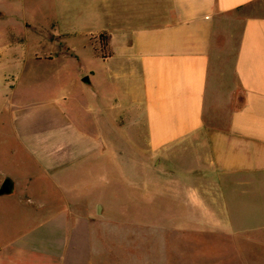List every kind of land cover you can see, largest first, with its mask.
Wrapping results in <instances>:
<instances>
[{
	"label": "crops",
	"instance_id": "0c3cea01",
	"mask_svg": "<svg viewBox=\"0 0 264 264\" xmlns=\"http://www.w3.org/2000/svg\"><path fill=\"white\" fill-rule=\"evenodd\" d=\"M100 5L104 23L85 39L92 36L97 43V34L106 32L111 55L100 58L86 45L102 67L80 74L78 80L88 85L79 94L80 112L68 110L70 96L33 110L13 101L15 139L50 181L81 158L115 151L121 138L140 140L145 156L164 164L162 182L174 189L177 219H224L228 229L219 234L264 236V0ZM66 35L74 36L72 29ZM10 57L0 63L15 62ZM14 76L18 83L20 72ZM76 116L103 136L77 129ZM122 124L128 133L118 131ZM31 177L23 182L8 176L7 195L32 190ZM61 194L19 202L28 225L0 241V264H168L157 253L162 246L154 253L153 227L138 223L146 217L121 227L104 206L95 212L79 196Z\"/></svg>",
	"mask_w": 264,
	"mask_h": 264
},
{
	"label": "rangeland",
	"instance_id": "374dc122",
	"mask_svg": "<svg viewBox=\"0 0 264 264\" xmlns=\"http://www.w3.org/2000/svg\"><path fill=\"white\" fill-rule=\"evenodd\" d=\"M100 1L0 0V58L17 57L15 62L0 63V185L8 176L23 182L26 176H32L35 182L30 191L0 196V241L27 227L20 201L27 196L59 199L63 193L66 197L79 196L84 204L95 206V212L99 205L104 206V213L120 219L121 227L131 222L126 220L146 217V223H138L153 227L154 253L157 245L162 246L157 253L163 254L168 264H264V236L219 234L218 230L228 229L224 219L194 222L176 218L180 206L171 194L174 189L162 182L167 176L164 164L158 162L159 157L150 161L145 156L142 141L121 138L115 141V151H105L103 157L102 153H93L81 158L50 181L13 136V110L9 109L13 101L33 110L49 100L70 96L73 98L68 110L75 115L80 112L79 94L88 87L78 80L80 74L85 69L98 71L102 67L90 50L97 48L96 39H85L88 30L95 31L97 24L104 23L97 12ZM71 29L72 37L66 35ZM49 57L52 59L46 60ZM18 71L20 77L14 83ZM74 123L79 130L82 127L94 136H103L93 123L87 128L78 117ZM118 131L125 134L129 128L122 124ZM137 132L140 130L135 129ZM60 186L61 190L56 189ZM202 225L216 231L192 229Z\"/></svg>",
	"mask_w": 264,
	"mask_h": 264
},
{
	"label": "trees",
	"instance_id": "16d2710c",
	"mask_svg": "<svg viewBox=\"0 0 264 264\" xmlns=\"http://www.w3.org/2000/svg\"><path fill=\"white\" fill-rule=\"evenodd\" d=\"M109 35L102 31L97 34V43L98 47L94 48L95 54L100 58H106L111 55V52L108 48Z\"/></svg>",
	"mask_w": 264,
	"mask_h": 264
},
{
	"label": "water",
	"instance_id": "95a60500",
	"mask_svg": "<svg viewBox=\"0 0 264 264\" xmlns=\"http://www.w3.org/2000/svg\"><path fill=\"white\" fill-rule=\"evenodd\" d=\"M84 82L88 83V78L83 79ZM11 192V182L8 177L4 178L0 185V196Z\"/></svg>",
	"mask_w": 264,
	"mask_h": 264
}]
</instances>
